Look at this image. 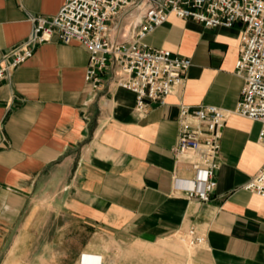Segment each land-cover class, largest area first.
Returning <instances> with one entry per match:
<instances>
[{
  "label": "crops",
  "instance_id": "obj_1",
  "mask_svg": "<svg viewBox=\"0 0 264 264\" xmlns=\"http://www.w3.org/2000/svg\"><path fill=\"white\" fill-rule=\"evenodd\" d=\"M64 2L0 0V66L31 34L29 16H55ZM145 4L134 0L111 20L110 38L130 42ZM243 27L171 16L150 33L149 48L192 64L166 104L145 115L118 86L116 66L94 89L88 49L58 34L0 81V264H264V198L243 188L264 164L259 122L229 116L210 201L174 187L175 177L195 174L174 151L181 106L232 112L241 98ZM190 229L205 240L179 253L173 237Z\"/></svg>",
  "mask_w": 264,
  "mask_h": 264
},
{
  "label": "built area",
  "instance_id": "obj_2",
  "mask_svg": "<svg viewBox=\"0 0 264 264\" xmlns=\"http://www.w3.org/2000/svg\"><path fill=\"white\" fill-rule=\"evenodd\" d=\"M134 0H65L52 17L30 15L31 34L12 48L0 66V81L31 58L36 48L58 34L64 44L77 42L89 51L85 80L94 89L101 86V74L116 66L117 84L136 95L135 112L145 115L151 105H165L166 99L183 85L192 62L170 50H154L145 38L171 16L190 19L208 28H231L243 24L240 54L235 72L244 80L241 98L232 112L217 106H181L179 136L175 153L191 164L194 178H174V187L184 190L188 200L208 202L217 187L220 140L231 114L259 122L258 142L264 146V0H146L136 33L130 42L110 38L109 23ZM243 188L264 198V164ZM185 237L191 246L205 240L196 229Z\"/></svg>",
  "mask_w": 264,
  "mask_h": 264
},
{
  "label": "rangeland",
  "instance_id": "obj_3",
  "mask_svg": "<svg viewBox=\"0 0 264 264\" xmlns=\"http://www.w3.org/2000/svg\"><path fill=\"white\" fill-rule=\"evenodd\" d=\"M134 19V17H132L130 20H129V23L127 24H131ZM185 233L186 232H180V233H177L173 239L175 241V243L177 244L178 246V252L179 253H185V252H190L192 251L193 247L194 246H191L189 244V242L187 241L186 237H185ZM80 264H99V259L98 258H93V259H88V261L86 263H80Z\"/></svg>",
  "mask_w": 264,
  "mask_h": 264
},
{
  "label": "bare ground",
  "instance_id": "obj_4",
  "mask_svg": "<svg viewBox=\"0 0 264 264\" xmlns=\"http://www.w3.org/2000/svg\"><path fill=\"white\" fill-rule=\"evenodd\" d=\"M85 254L82 256V259L84 258ZM82 259H81V262H82ZM99 264H101V262L99 261Z\"/></svg>",
  "mask_w": 264,
  "mask_h": 264
}]
</instances>
